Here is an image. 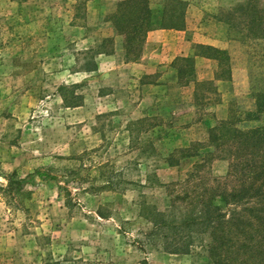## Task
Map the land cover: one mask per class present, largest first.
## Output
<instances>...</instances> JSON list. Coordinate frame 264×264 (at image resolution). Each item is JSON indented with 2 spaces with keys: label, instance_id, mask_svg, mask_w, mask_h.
<instances>
[{
  "label": "rangeland",
  "instance_id": "1",
  "mask_svg": "<svg viewBox=\"0 0 264 264\" xmlns=\"http://www.w3.org/2000/svg\"><path fill=\"white\" fill-rule=\"evenodd\" d=\"M191 1V27L224 33L221 10L232 28V81L218 86L220 97L192 90L188 78L175 85L184 63L139 80L113 68L106 58L116 50L138 60L144 44L128 46L116 32L111 0H0V264H264V199L224 204L201 194L231 164L228 143L221 158L207 156L209 130L264 126V114L247 118L264 91V0ZM207 70L222 72L217 62ZM229 180L228 190L242 185ZM209 201L232 221L222 225L231 246L218 256L211 229L197 232ZM186 243L188 253L173 251Z\"/></svg>",
  "mask_w": 264,
  "mask_h": 264
},
{
  "label": "trees",
  "instance_id": "2",
  "mask_svg": "<svg viewBox=\"0 0 264 264\" xmlns=\"http://www.w3.org/2000/svg\"><path fill=\"white\" fill-rule=\"evenodd\" d=\"M165 1L167 11L166 15L164 14L162 26L180 28L182 26V15L185 7L184 3L177 0ZM107 20L113 25L116 32H119L126 37L128 46L129 43H134V47L143 43L144 34L153 26L151 23L150 10L148 8V0H122L117 4L116 13L111 16H107ZM132 53L134 52L132 51ZM125 55L127 61H136L138 58L137 53L132 55L128 49ZM196 55L205 56L215 60L218 64V67L222 69L220 77L229 78V57L225 50L200 46L196 49ZM184 65V67L183 65L182 67H178V77L180 79L183 77L187 79L192 76L193 69L191 59H184ZM201 99H203V96ZM255 100L257 104V110L256 112L248 113V119H257L256 117L258 114H264V91L257 93V95H255ZM226 123L227 122L224 121L219 122V127L215 126L209 130V140L211 144L215 146V152L209 153L207 156L213 159L221 158L219 153L221 150H223V145L228 143V149H226L230 155H225V158L228 159L229 157L231 160L227 174L228 176L223 179L225 180L224 182H221L222 179H213L216 181V185L210 187L209 189H205L204 193L202 192L201 194L203 196L207 193L209 196H214L213 198H218L224 204H227L229 201L240 203L245 199H256L258 202H263L264 126L255 128L251 131L242 132L231 128V126H228ZM197 152L186 156L194 157L196 156ZM256 157H258V159H256ZM237 169H240L243 172L240 175H236L235 171ZM34 174L40 178H45L48 176L39 170L35 171ZM229 179H235L239 181V183L242 184L241 187L237 189H226L225 186L227 183L231 182ZM259 180H261V182L258 183V185H255V182L257 183ZM220 183H222L221 185L223 187L220 186ZM218 208L219 206L217 204L215 205L213 204V201H209V204H206L205 214L212 213V215L208 216L204 220L205 226L202 225L203 229H197L198 234L203 233L204 229H211L209 232H211L213 241L212 243H209V253L214 256H218L220 249L223 247L229 249L231 246L230 240L233 236V234L230 233L228 238V235L225 234V228L222 226L223 223L224 225L225 223L228 224L230 222L232 224V221H221V215L219 214ZM234 222L239 223L237 216L234 217ZM260 223L264 228V218L260 219ZM262 242L263 240L260 239L258 244H261ZM190 244L186 243L183 248H177L173 251L175 253L186 254L189 252V247L187 245ZM212 260L214 264H221L220 259L218 260L213 258ZM239 264L250 263L244 260L239 262Z\"/></svg>",
  "mask_w": 264,
  "mask_h": 264
},
{
  "label": "crops",
  "instance_id": "3",
  "mask_svg": "<svg viewBox=\"0 0 264 264\" xmlns=\"http://www.w3.org/2000/svg\"><path fill=\"white\" fill-rule=\"evenodd\" d=\"M111 1L113 2V8L107 13V16L116 13L117 4L122 0ZM150 1L151 0H148V8L150 10L151 23L153 26L144 34V51L142 52V56L136 61H126L123 59L122 51L116 50V54L107 57L106 60H109L110 65H116L114 67L112 66L113 68L123 67L128 70L129 74L133 73L140 75L137 76L139 80L143 76L154 74L159 64L167 63L169 69H171L174 63H184V59H191L193 69L192 76L188 78L190 81H184L185 83L183 84L187 85L189 83L188 85L191 86L192 90L196 88L205 90L207 87H211L212 90L214 89L213 96L220 97L218 86L230 84L232 81L231 74L229 78H221L217 71L209 72L207 70L209 65L216 64V61L205 56L196 55V49L200 46H204L226 50L225 48L229 43L227 39L229 35L227 33L226 35L225 32L228 31L229 33V28H231L230 22L226 20V12L220 10L219 13L214 16L216 21L215 24H223L224 27V33L221 31L222 33L220 35L215 36L209 33L206 34L205 31L202 30L201 25L191 27L192 23H194L192 17L195 14L191 0H177L185 5L182 15V26L180 28L162 26L164 14L166 15L167 11L165 0H160L161 3L158 10L150 6ZM201 23L205 25L202 20ZM191 31L194 32L192 36L190 34ZM198 32H202L201 35H199ZM172 52H174V54ZM207 63H209V65H206ZM97 66V69L101 70L99 62ZM118 72H116V74ZM173 72H175V78L177 79L175 83H173L176 85L178 82L179 85L182 86L179 81L180 78L178 77V67H175ZM199 75L208 76L202 78ZM139 83L141 84V82ZM221 97L223 98V95H221ZM222 101L224 100L221 99L220 107H223L224 102ZM216 105H219V103H216Z\"/></svg>",
  "mask_w": 264,
  "mask_h": 264
}]
</instances>
